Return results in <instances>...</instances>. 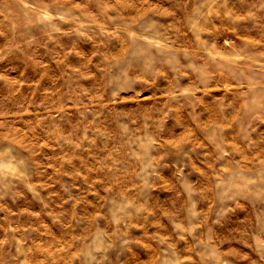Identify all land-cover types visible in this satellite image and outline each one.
Segmentation results:
<instances>
[{
	"label": "clouds",
	"instance_id": "1",
	"mask_svg": "<svg viewBox=\"0 0 264 264\" xmlns=\"http://www.w3.org/2000/svg\"><path fill=\"white\" fill-rule=\"evenodd\" d=\"M165 3L0 0V264H264V0Z\"/></svg>",
	"mask_w": 264,
	"mask_h": 264
},
{
	"label": "rangeland",
	"instance_id": "2",
	"mask_svg": "<svg viewBox=\"0 0 264 264\" xmlns=\"http://www.w3.org/2000/svg\"><path fill=\"white\" fill-rule=\"evenodd\" d=\"M150 2H151V8H159L161 11H164L167 8V4L165 3V0H150ZM150 10L151 9L149 8L148 5H145L143 7V9H141L139 3H137L136 15H143L145 12L150 11ZM224 27L227 28L228 26L225 25ZM176 30L178 31L179 28L177 27ZM224 38L237 39L235 36H233V34L231 32H228V31H224L221 39H224ZM237 42L239 43L240 41L237 40ZM77 51H81V50L77 49ZM82 51L88 52V49L84 48ZM88 59H89V57L84 56V55H81L78 57L75 54H73L71 56L72 65L74 67L79 68L81 72H84V69H83V67H81V65L84 63H87ZM95 63H96V60L93 58L91 64H89V72L85 73L86 76H89L91 74V72L94 71L92 66ZM45 65L48 67V75L44 76V68L30 69L29 73H28L29 79H27L25 81V87H28L29 85H31L33 90L35 91L36 86L40 85V87L42 89H45V90L51 91V92L66 91L67 89H58V88H54V87L53 88L47 87L48 81L51 80V81H53V83H55L56 78L59 75H62V72L58 71V67H57L55 61L49 62L46 59ZM54 73H55V75H53ZM42 80H43V83H41ZM42 94L43 93H41V95ZM97 95L99 96V98L101 100L104 99L103 96H101L99 94H97ZM148 95H149L148 93H145V96H148ZM53 98H55V97H53ZM119 103H121L122 105H124L127 108V107H136L138 104L141 106H149L152 103V101L145 99L144 96L137 98L134 95H128V96L123 97L119 101ZM71 113H72V110H71V107H69V115L70 116H71ZM33 119H35V117H33ZM40 134H41V129L37 128L36 129V135L40 136ZM28 136H29L28 129L25 126L23 128V135L20 137V140L24 141L26 143L35 144L36 141H28L26 139ZM39 143H40V147H44V144L46 142L43 139H40ZM45 150L47 152L56 151L54 145H49ZM83 159L89 163V166L92 163H95V161L92 159V156H90V155L84 156ZM97 167H99V165H97ZM84 179H87L89 182L86 184L83 183ZM102 182H103V177L100 176L97 172H92L91 175L89 176L88 171L85 170L83 173V179L77 183V190L83 191L85 193L87 206L96 208L97 214H99V208H100L101 202L104 200L105 196L113 191L111 186L104 188L102 190V193L99 196V199L94 202L92 198L96 195V193L91 192L89 190L93 189L96 185H99ZM84 206L85 205L81 201H77L76 207H84ZM70 247H71V245H70ZM62 250H64V249H62ZM231 251L233 252L234 255H238L240 257V260L237 262V264H243V261L246 259V257L244 256L241 248L240 247H234L231 249ZM74 255H75V253H73V256Z\"/></svg>",
	"mask_w": 264,
	"mask_h": 264
}]
</instances>
